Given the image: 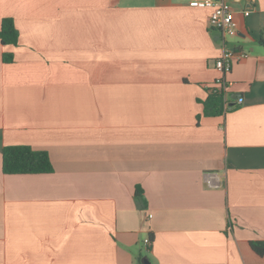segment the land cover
<instances>
[{"label": "crops", "instance_id": "obj_1", "mask_svg": "<svg viewBox=\"0 0 264 264\" xmlns=\"http://www.w3.org/2000/svg\"><path fill=\"white\" fill-rule=\"evenodd\" d=\"M227 1L223 35L190 0H0V264H264V0ZM9 144L54 171L4 173Z\"/></svg>", "mask_w": 264, "mask_h": 264}, {"label": "trees", "instance_id": "obj_2", "mask_svg": "<svg viewBox=\"0 0 264 264\" xmlns=\"http://www.w3.org/2000/svg\"><path fill=\"white\" fill-rule=\"evenodd\" d=\"M260 43L264 45V24L260 32ZM0 40L3 44H18L19 30L12 17H5L0 27ZM4 62L13 61L12 53L3 54ZM209 94L203 100L205 114L219 115L224 113L229 107L225 104L224 92L215 87H209ZM227 106V107H226ZM3 172L6 174L24 173H51L54 165L47 150L35 149L29 144H9L3 148ZM136 197L138 201L144 200V189L141 185L136 187ZM253 249L264 254V247L252 241Z\"/></svg>", "mask_w": 264, "mask_h": 264}, {"label": "built area", "instance_id": "obj_3", "mask_svg": "<svg viewBox=\"0 0 264 264\" xmlns=\"http://www.w3.org/2000/svg\"><path fill=\"white\" fill-rule=\"evenodd\" d=\"M190 5L192 7L211 9L209 23L211 27L220 30L223 35L237 30L236 11L227 0H190ZM243 12L245 15H249L251 11L247 9ZM247 57L248 53L245 50L225 45L221 55L215 61V67L220 72V75L215 79L213 87L224 92L226 105L228 104L230 84L225 76L232 70L236 61H242ZM206 182L212 187H221L220 178L214 174H207ZM149 242L150 239H146V244H149Z\"/></svg>", "mask_w": 264, "mask_h": 264}, {"label": "rangeland", "instance_id": "obj_4", "mask_svg": "<svg viewBox=\"0 0 264 264\" xmlns=\"http://www.w3.org/2000/svg\"><path fill=\"white\" fill-rule=\"evenodd\" d=\"M230 33V32H229Z\"/></svg>", "mask_w": 264, "mask_h": 264}]
</instances>
